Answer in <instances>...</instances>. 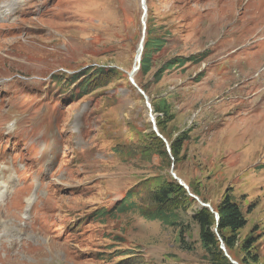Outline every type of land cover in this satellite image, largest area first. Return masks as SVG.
<instances>
[{
	"label": "rangeland",
	"instance_id": "obj_1",
	"mask_svg": "<svg viewBox=\"0 0 264 264\" xmlns=\"http://www.w3.org/2000/svg\"><path fill=\"white\" fill-rule=\"evenodd\" d=\"M145 3V23L164 46L150 73L135 77L149 104H170L166 136L188 134L176 163L142 151L150 111L127 78L140 0H22L0 20V196L8 202L0 220L25 236L0 248V264H205L186 217L170 228L139 213L154 208L151 192L172 165L207 205L230 189L246 219L239 240L255 236L264 264V0ZM199 54L200 64L153 81L173 58ZM99 67L121 76L79 93L71 77ZM126 194L137 209L109 214ZM28 196L31 226L22 227Z\"/></svg>",
	"mask_w": 264,
	"mask_h": 264
},
{
	"label": "trees",
	"instance_id": "obj_2",
	"mask_svg": "<svg viewBox=\"0 0 264 264\" xmlns=\"http://www.w3.org/2000/svg\"><path fill=\"white\" fill-rule=\"evenodd\" d=\"M142 31V29H141ZM142 34V32H141ZM153 32L148 23H146L145 38L143 43V52L139 69L136 74L143 78L147 76L152 67V56L161 51L164 46L162 39H157L152 36ZM205 54L198 56L176 57L167 63L163 64L153 74V81L158 83L161 81L163 75L173 68H183L187 64H200L205 58ZM200 75V74H198ZM121 76L114 68H93L84 70L71 77L73 81H78L79 93L87 95L92 88L101 89L106 85L116 81ZM128 78V77H127ZM197 79V76L196 78ZM136 85L141 88L137 79L134 76ZM142 99L143 97L139 95ZM144 101V100H143ZM152 113L157 114L155 124L159 134L167 141L170 149V155L167 152L166 144L156 136L149 124V133L143 135L141 139L142 151L145 157H150L153 154H158L160 157L166 159L168 162L176 163L180 158L182 148L188 134L186 132L180 133L175 139L171 140L166 136V125L174 120L171 114V106L166 98H159L157 101H151ZM151 141L152 144L145 146V141ZM171 157L173 160H171ZM173 166V171H174ZM159 187L151 192V201L154 205L153 209L142 211L139 210L141 217L146 221L159 222L165 227L178 226L179 219L186 217L192 224L198 228L199 245L205 255V264H231L227 257L220 249V237L226 253L237 264H256L258 261V252L256 248V237L247 236L244 241L239 240V232L245 227L246 219L240 206L234 201L230 194V189L226 190L221 200L215 206L211 205L214 213H217L219 219L216 221L215 215L208 208L198 206L194 213L188 216V208L194 205L196 201L187 195V192L182 188L176 180L170 175L163 178ZM190 193L196 197L195 192ZM206 204L205 200H201ZM136 208L132 202L129 201L128 194L121 200V202L111 211L114 214L127 213ZM137 209V208H136ZM149 209V208H148ZM101 216H105L103 213ZM216 228L218 236L214 233Z\"/></svg>",
	"mask_w": 264,
	"mask_h": 264
},
{
	"label": "water",
	"instance_id": "obj_3",
	"mask_svg": "<svg viewBox=\"0 0 264 264\" xmlns=\"http://www.w3.org/2000/svg\"><path fill=\"white\" fill-rule=\"evenodd\" d=\"M140 5H141V8L143 10V22H142L143 29H142V34H141V40H140V42L138 44V47H137V50H136V53H135V66L132 68V71L130 73H128L127 76H128V81H129L130 85L132 87H134L137 90V92L143 97L145 106L150 111L151 108H150V105H149L147 96L138 88V86L134 82V75L138 71L139 64H140V61H141V55H142V52H143V43H144V38H145V29H146V26H145V17H146V12L147 11H146V3H145V0H140ZM149 119H150V123H151V126H152V132H154L156 134V136L158 138H160L166 144L167 152L170 155L169 145H168L167 141L159 134V132L157 130V127H156V124H155V118L152 116L151 113H149ZM171 160H173L172 157H171ZM172 169H173V165H172ZM172 169H171V172H170V176L174 180H176L178 182V184L182 188H184V190L187 192V195L189 197L193 198L200 207L208 208L211 212H213V209L211 208L210 205L204 204L199 198H197L196 196H194V195H192L190 193V190L187 187V185L184 184L182 182V180H180L178 177H176V175L174 174V171ZM214 215H215L216 221H218L219 217H218L217 213H214ZM214 233L218 236L216 228L214 229ZM218 241L220 242V249L224 253L225 257L228 258V260L231 262V264H237L236 262H234L233 260H231V258L226 253V250L224 248V245H223L220 237H218Z\"/></svg>",
	"mask_w": 264,
	"mask_h": 264
},
{
	"label": "bare ground",
	"instance_id": "obj_4",
	"mask_svg": "<svg viewBox=\"0 0 264 264\" xmlns=\"http://www.w3.org/2000/svg\"><path fill=\"white\" fill-rule=\"evenodd\" d=\"M5 1V2H4ZM22 1V0H2V2L0 1V20L3 18V17H7L9 15H11L13 12H15L19 7V2ZM150 121V119H149ZM24 206H25V211L23 210L21 214H24V215H27L26 217H24V221H22V224L21 226L22 227H27V226H31V219H30V207L32 205V202H33V198L32 196H28L27 198L25 197L24 198ZM5 204H7V201L6 199L3 197V196H0V208L2 206H5ZM16 212H14V217H17L16 216ZM11 217V216H10ZM14 217H11L14 219ZM17 219V218H16ZM8 218L6 219H2V221H7ZM0 230H2L3 232H5V235L1 236V238H4L6 237V241H0V248L2 246H5L6 243H9L11 247H16V246H19V245H23V243L25 242V236L18 232V233H15V232H8L7 228L4 227V224L1 222L0 220ZM30 254V253H29Z\"/></svg>",
	"mask_w": 264,
	"mask_h": 264
}]
</instances>
